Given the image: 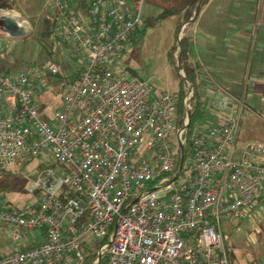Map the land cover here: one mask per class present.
<instances>
[{
    "label": "built area",
    "instance_id": "2783aa9c",
    "mask_svg": "<svg viewBox=\"0 0 264 264\" xmlns=\"http://www.w3.org/2000/svg\"><path fill=\"white\" fill-rule=\"evenodd\" d=\"M51 2V36L82 67L61 82L59 112L40 107L57 61L44 74L0 70V174L45 152L59 171L32 183L36 205L0 209V232L42 237L0 264H229L222 223L264 196V146L247 144L235 158L244 101L225 95L222 120L190 128L194 87L179 65L182 115L177 93L116 70L143 30L144 0ZM2 17L25 31L18 16Z\"/></svg>",
    "mask_w": 264,
    "mask_h": 264
},
{
    "label": "rangeland",
    "instance_id": "374dc122",
    "mask_svg": "<svg viewBox=\"0 0 264 264\" xmlns=\"http://www.w3.org/2000/svg\"><path fill=\"white\" fill-rule=\"evenodd\" d=\"M248 1L251 3L248 5L249 7L245 3ZM225 3L218 4L210 12L215 11L216 13L221 6H226ZM255 3H258V0H232L225 8L228 14L223 11L221 13L232 15L233 18V15L251 8ZM14 6L13 10L5 11L18 16L20 22L25 27L27 26V32L11 37L6 36V29H0V70L8 77L19 74L27 68L44 74L48 64L51 61H57L61 69L60 75L43 76L45 91L40 107L44 111L46 104H52L54 111L59 112L62 109L61 82L75 79V74L82 67L81 61L70 60L68 50L64 46L52 36L44 38L42 35L46 20L50 21L52 27L54 11L51 0H14ZM257 9V7H253V11H248L246 16L248 23H246V31L243 34L244 38L241 39L239 35L232 39L228 38L229 47L236 52L235 57L238 60V65H246L245 80L242 85L239 83L240 86L236 85L231 88L234 94L240 95V97L244 90L246 91L245 108L240 117L235 158H238L240 151L247 144L256 143L264 146V75L258 79L256 77L259 50L261 46L264 48V35L261 38L262 42H260L259 36L261 37V34L264 33V27L259 28L257 22L252 21L254 17H257ZM159 13V9L154 6L146 3L142 6V16L145 21L153 19ZM254 13L256 14L252 16ZM177 23L178 18L171 17L148 26L143 33L135 35L132 44L116 66L120 76L126 79L131 78L125 72L126 69H129L135 72L140 80L153 85L158 91L177 93L178 82L182 84L183 89L184 83L177 74L178 50L174 55L175 68L169 65L167 59V53L175 44L174 31ZM234 24L238 25V23L223 21L216 31L218 37L213 40L214 46L210 48L216 65H221L217 61L220 60L217 57L224 54L222 51L225 43L222 40L227 35L224 30L227 27H234ZM238 45L240 46L238 47ZM179 67L181 68V65ZM181 71L184 72L182 69ZM183 74L185 76V72ZM205 77L211 84L207 87L208 91L203 89L205 85L201 79L194 77L195 102L206 109V117L201 124H215L217 123L216 117L221 116L218 114L216 106L223 95L217 91V88H219V84L221 86L223 84L221 79L216 77L215 70L206 74ZM234 82L237 84L238 80H234ZM260 96L262 97L260 98ZM49 170L59 173L52 155L45 152L22 167L12 168L1 173L0 209L22 210L36 205L38 195L30 190L31 185ZM222 232L228 250L229 264H264V196L250 207L248 214L242 220L223 222ZM13 233L11 231L0 232V257L33 243L26 239L29 235L31 236V232L21 231L19 241L14 240ZM36 233L34 232L32 235Z\"/></svg>",
    "mask_w": 264,
    "mask_h": 264
},
{
    "label": "crops",
    "instance_id": "0c3cea01",
    "mask_svg": "<svg viewBox=\"0 0 264 264\" xmlns=\"http://www.w3.org/2000/svg\"><path fill=\"white\" fill-rule=\"evenodd\" d=\"M231 2L232 0H209L208 4L202 9L201 13L199 14L196 22L188 28L187 35L189 36V43L192 49V55L188 60V64L193 72V77L200 78L201 81L204 83L205 86H203V89L205 91H208L209 89L207 90V87L211 85L206 80L205 75L215 70L216 77L221 79L220 81H222L223 84L222 86L219 84V88H217L218 90L216 89L218 92L220 91L221 94L223 93L221 97H224L225 95H231L235 99H241L245 102L246 91L244 90L242 96L240 97V95L234 94L231 88L236 85H242L243 81L245 80L244 78L246 73V65H238V60L235 57L236 52L229 47L228 38L232 39L237 35H239L241 39L244 38L243 34L246 31V23H248L246 16L248 15L249 10L253 11V7L258 8V14L257 17L253 18L254 20L252 19V21L257 22V26L259 28H261L262 26L264 27V0H258V3H255L251 8L247 10L244 9L239 14L233 15V18L232 15H227L228 13L225 10L226 6H228ZM224 3L226 4V6H221V8L216 11V13L215 11L210 12L211 10H213L212 8H214L218 4L222 5ZM245 3L247 6L251 4L250 1ZM221 11L227 14L221 13ZM255 14L256 13L252 14V16H254ZM223 21L228 23H238V25L234 24V27H227L224 30L225 33H227V35L224 36V40H222V42L225 43V45H223L222 51V53L224 54H221L217 57L221 60H217L221 65H216L210 48L214 46L213 40L217 39L218 37L216 31L220 28V23L222 24ZM223 28H225V26H223ZM24 32H27V26L25 27ZM263 35L264 33L261 34V37L258 35L260 42H262L261 38H263ZM239 46L240 45H238V47ZM228 60L229 62H226ZM256 63V77L258 79V77H262V75H264V48L262 46L259 50ZM234 80H238L237 84L234 82ZM261 97L262 96H260V98ZM224 116L225 115L223 114L221 116L216 117L217 120L215 121L219 122V120H222ZM32 234L31 236L29 235V237L26 238L28 239V241H32L33 245L42 242V237L40 233H36L35 235Z\"/></svg>",
    "mask_w": 264,
    "mask_h": 264
},
{
    "label": "trees",
    "instance_id": "16d2710c",
    "mask_svg": "<svg viewBox=\"0 0 264 264\" xmlns=\"http://www.w3.org/2000/svg\"><path fill=\"white\" fill-rule=\"evenodd\" d=\"M146 4L151 5L159 9L160 13L158 16L154 17L151 20L144 21L143 30L139 32L143 33L144 30L148 26H152L160 21L171 17H177L178 23L175 26V44L170 48L169 52L167 53V59L169 65L175 68V60L174 55L175 53L179 52V65H181V69L185 72L187 80L191 81L194 86V77L193 72L188 64V60L192 55V49L190 47V39L187 35V30L191 27L197 20L199 14L201 13L202 9L208 4L209 0H144ZM14 0H0V10L10 11L14 9ZM196 14V15H195ZM186 25L184 35L181 38L179 44H177V33L180 28ZM6 25L4 22H0V28L6 29ZM43 37L48 38L51 36V23L50 21L46 20L44 23V30L42 32ZM195 92V91H194ZM184 95V91L182 89V84L178 82V112L182 115L181 111V99ZM195 94L193 95L192 99V112L190 116V128H192L196 124H200L206 117V109L202 108V106L195 102ZM227 250V247H226ZM228 255V250H227Z\"/></svg>",
    "mask_w": 264,
    "mask_h": 264
},
{
    "label": "water",
    "instance_id": "95a60500",
    "mask_svg": "<svg viewBox=\"0 0 264 264\" xmlns=\"http://www.w3.org/2000/svg\"><path fill=\"white\" fill-rule=\"evenodd\" d=\"M203 1V0H202ZM196 15V14H195ZM0 22H4L6 25V32L9 34V36H14V35H20L23 30L21 29H17L16 28V24L15 22L8 18V17H2ZM177 44H179V41H177ZM125 72L127 73V75H129L131 78L142 81L138 78L137 74L129 69H126Z\"/></svg>",
    "mask_w": 264,
    "mask_h": 264
}]
</instances>
